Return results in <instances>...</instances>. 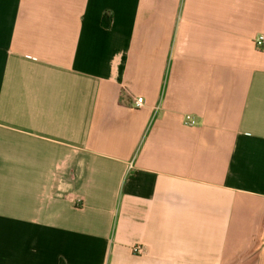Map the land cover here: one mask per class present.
Listing matches in <instances>:
<instances>
[{
    "label": "crops",
    "instance_id": "obj_1",
    "mask_svg": "<svg viewBox=\"0 0 264 264\" xmlns=\"http://www.w3.org/2000/svg\"><path fill=\"white\" fill-rule=\"evenodd\" d=\"M261 33L264 0H0V264H264Z\"/></svg>",
    "mask_w": 264,
    "mask_h": 264
},
{
    "label": "built area",
    "instance_id": "obj_2",
    "mask_svg": "<svg viewBox=\"0 0 264 264\" xmlns=\"http://www.w3.org/2000/svg\"><path fill=\"white\" fill-rule=\"evenodd\" d=\"M252 43H253V47L255 48V50H257L258 52H262V51H264V34L261 33V34L256 35V36L253 38ZM142 101H143V99H142L141 97L136 98V99L134 100V103H133L134 108H135V109H139V108H141V106H142ZM182 122H183V124H184L185 126H189V127H192V126H195V125H196V121H195V119H194L193 117H191V116H188V115L184 116ZM133 252H134V253H137V254L143 253V248L140 247V246H135V247L133 248Z\"/></svg>",
    "mask_w": 264,
    "mask_h": 264
},
{
    "label": "trees",
    "instance_id": "obj_3",
    "mask_svg": "<svg viewBox=\"0 0 264 264\" xmlns=\"http://www.w3.org/2000/svg\"><path fill=\"white\" fill-rule=\"evenodd\" d=\"M108 21H109L108 16H105V17H104V26H105V27H107V25H108Z\"/></svg>",
    "mask_w": 264,
    "mask_h": 264
}]
</instances>
